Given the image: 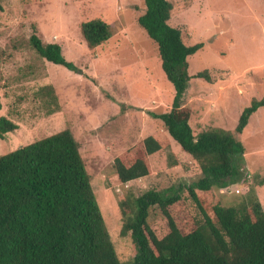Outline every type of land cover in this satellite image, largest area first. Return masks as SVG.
Instances as JSON below:
<instances>
[{
  "label": "rangeland",
  "instance_id": "obj_1",
  "mask_svg": "<svg viewBox=\"0 0 264 264\" xmlns=\"http://www.w3.org/2000/svg\"><path fill=\"white\" fill-rule=\"evenodd\" d=\"M169 25L179 28L186 45L203 43L188 58V74L208 70L211 82L191 79L184 103L192 113L189 125L197 135L209 128L233 131L242 111L252 100L264 97V3L262 0H169ZM143 0H0V117L18 129L0 140V155L69 129L78 142L85 169L119 261L132 260L135 247L130 235H120L118 202L130 191L138 196L154 189L190 185L200 177L197 163L163 130L150 113L170 110L175 90L162 69L157 45L138 25ZM101 19L112 36L88 50L80 24ZM36 29L44 43L60 45L76 73L42 60L29 45ZM54 87L59 108L47 114L36 92ZM160 139L175 154L169 166L167 150L149 157L150 174L121 184L113 161L144 138ZM244 148L237 182L222 189L195 190L206 209L234 205L264 177V107L249 118L238 135ZM255 178V180H257ZM264 213V185L254 187ZM173 211L184 230L201 221L188 189ZM174 213V214H175ZM158 238L166 235L167 222L158 208L147 220Z\"/></svg>",
  "mask_w": 264,
  "mask_h": 264
},
{
  "label": "trees",
  "instance_id": "obj_2",
  "mask_svg": "<svg viewBox=\"0 0 264 264\" xmlns=\"http://www.w3.org/2000/svg\"><path fill=\"white\" fill-rule=\"evenodd\" d=\"M143 2L145 10L137 23L157 45L161 69L175 90L170 110L150 115L163 123L168 136L197 163L200 177L176 189L123 195L118 202L120 235H130L135 247L132 260L124 264H264V213L254 188L264 185V177H255L248 193L234 205L206 209L195 193L237 182L244 148L236 137L251 115L264 107V97L251 101L233 131L209 128L194 135L189 125L192 111L184 97L191 79L211 82L208 70L188 74V58L203 43L186 45L180 29L169 25L171 1ZM32 30L29 45L42 60L81 73L64 58L59 44L42 42L36 29ZM79 31L91 51L112 36L111 27L101 19L81 23ZM36 98L49 115L59 108L51 85L40 87ZM17 129L13 121L0 117V140ZM167 147L148 136L121 153L113 161L118 181L126 184L148 176L149 157ZM79 148L72 132L64 129L0 155V264H122ZM166 159L169 166L177 165L172 151L167 150ZM183 188L202 216L184 230L173 211ZM152 208H158L167 222L168 231L161 238L147 224Z\"/></svg>",
  "mask_w": 264,
  "mask_h": 264
}]
</instances>
